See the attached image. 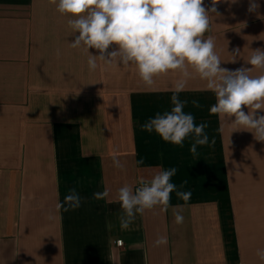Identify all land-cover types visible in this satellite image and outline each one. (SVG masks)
Masks as SVG:
<instances>
[{"label":"crops","instance_id":"0c3cea01","mask_svg":"<svg viewBox=\"0 0 264 264\" xmlns=\"http://www.w3.org/2000/svg\"><path fill=\"white\" fill-rule=\"evenodd\" d=\"M258 3L257 14L247 11L248 0H221L220 15H209L204 38L214 39L221 67H251L253 51L264 49V0ZM70 18L50 0H0V264H264L256 256L264 249V142L210 113L215 95L191 69L179 96L197 124L207 123L209 145L194 157L191 139L179 147L141 131L172 107L179 72L149 87L132 64L98 60L90 71L87 54L70 47ZM170 167L191 199L172 193L167 212L146 210L121 230L117 190ZM73 187L82 206L56 211ZM105 187L108 200L93 199ZM159 236L166 245L155 246Z\"/></svg>","mask_w":264,"mask_h":264},{"label":"clouds","instance_id":"9594fccd","mask_svg":"<svg viewBox=\"0 0 264 264\" xmlns=\"http://www.w3.org/2000/svg\"><path fill=\"white\" fill-rule=\"evenodd\" d=\"M57 11L71 18L67 23L74 37L70 43L73 49L87 54L90 71H95L97 61L105 65L118 62L123 66L132 64L145 86H152L155 78L168 72H179L174 82L170 98V110L157 112L141 127V131L155 132L164 142L183 147L186 139H191L190 153L195 157L198 146L209 145L205 132L207 123H196L195 116L184 109L188 103L180 99L191 72L206 81V87L215 95V103L210 113L226 116L237 126L246 130L254 139L264 142V74L249 75L252 68L264 69V49L257 48L247 60L251 67L241 66L235 70L221 67V59L215 52L214 39L204 34L209 30V15L219 16L217 5L221 0H211L206 9L204 0H50ZM237 0H231L236 3ZM258 0H248L249 13H257ZM90 49L99 54L94 55ZM111 49V50H110ZM240 55V49L233 50L232 63ZM199 108V101H191ZM247 109V111H245ZM214 143V140L212 141ZM143 164L141 158L136 162ZM113 166L124 170L125 165L113 157ZM176 167L162 169L150 180L139 179L138 186L124 184L115 196L120 204L118 217L121 230H128L137 214L159 207L167 212L171 207V194L187 203L192 196L184 191L187 181L179 187L172 182L177 174ZM111 190L93 194V199L108 200ZM109 202H112L109 200ZM82 206V198L73 187L68 190L62 202L56 204V211H73ZM181 209V205H176ZM175 222L182 224L181 211H174ZM51 218V217H50ZM155 246L167 244L166 236H159ZM256 256L264 261V249H257Z\"/></svg>","mask_w":264,"mask_h":264},{"label":"built area","instance_id":"2783aa9c","mask_svg":"<svg viewBox=\"0 0 264 264\" xmlns=\"http://www.w3.org/2000/svg\"><path fill=\"white\" fill-rule=\"evenodd\" d=\"M137 186H138V184H137ZM117 244H118L119 246H122V245H123V241H122V240H118V241H117Z\"/></svg>","mask_w":264,"mask_h":264}]
</instances>
